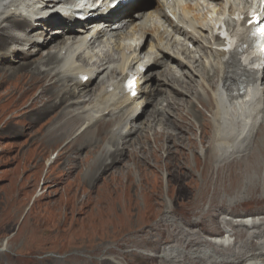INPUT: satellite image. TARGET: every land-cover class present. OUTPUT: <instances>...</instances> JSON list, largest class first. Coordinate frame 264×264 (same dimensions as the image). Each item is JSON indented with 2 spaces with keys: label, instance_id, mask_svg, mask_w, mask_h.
<instances>
[{
  "label": "bare ground",
  "instance_id": "bare-ground-1",
  "mask_svg": "<svg viewBox=\"0 0 264 264\" xmlns=\"http://www.w3.org/2000/svg\"><path fill=\"white\" fill-rule=\"evenodd\" d=\"M64 1L70 0H0V68L18 71L16 68L32 63L27 67L33 77L48 76L42 88L46 91L43 96L49 97L33 107V124L51 113L49 119L64 115L57 121L59 136L86 138L92 132L97 140L94 149L103 148L98 160L106 159L109 170L119 162L113 155L123 159L132 142L147 133L154 134L158 148L167 151L171 147L166 142L173 139L184 144L183 138L198 125L202 143L204 117L195 114V107L200 106L213 126L208 145L198 152L211 155L217 169L223 163L222 170L236 156L235 164L249 174L243 177L246 189L253 191L262 185L254 173L260 174L264 167L259 160L264 152V67L246 69L242 55L223 60L224 51L215 45L226 44L214 35L218 24H234L231 14L235 10L260 8L261 0H132L112 11L108 5L113 0L77 4L83 17L99 16L93 22L76 21L73 13L57 8ZM149 1L155 6L146 10ZM129 73L139 77V95L134 98L122 87ZM184 114L194 119L188 122ZM98 128H107V139L97 136ZM181 131L184 133L178 137ZM83 150L80 147L76 153ZM131 152L135 151L129 155ZM51 162L49 159L47 165ZM224 188L230 190L228 185ZM168 209L166 213H171ZM237 216L235 223L226 218L227 224L237 227L235 233L214 234L210 241L198 240L196 233L183 229L184 246L180 245L184 248L166 249L164 262L264 264V217ZM168 224L178 228L173 221ZM240 227L248 230L246 239L233 243L234 234L241 236ZM6 240L0 252L8 251ZM189 245L198 250L187 252ZM205 245L212 250H199Z\"/></svg>",
  "mask_w": 264,
  "mask_h": 264
},
{
  "label": "rangeland",
  "instance_id": "rangeland-1",
  "mask_svg": "<svg viewBox=\"0 0 264 264\" xmlns=\"http://www.w3.org/2000/svg\"><path fill=\"white\" fill-rule=\"evenodd\" d=\"M154 6L149 1L146 10ZM30 64L15 67L18 71L0 68V245L7 238L9 247L0 252V264H113L111 258L122 264H172L164 262V253L171 247L184 248L183 229L210 241L214 234L235 233L232 223L237 215L263 219L264 167L254 173L262 185L249 191L243 179L249 174L235 164L236 156L226 164L225 173L223 163L217 169L211 155L198 152L208 145L213 126L204 108L195 107L196 116L204 117L202 143L198 125L183 138L185 145L173 139L166 142L171 147L167 151L147 133V138L129 146L134 153H125L123 159L113 155L119 162L108 170L106 159L98 160L103 148L94 149L97 140L92 132L86 138L60 137L57 121L65 116L49 119L53 113L32 123L33 107L41 106L49 95L44 97L42 88L48 76L33 77ZM106 130L98 128L95 134L107 139ZM80 147L86 152L76 153ZM261 156L264 166V152ZM168 208L171 213H166ZM170 221L178 228L172 229ZM240 229L241 236L234 234L233 243L246 239L248 230ZM205 246L199 250H212Z\"/></svg>",
  "mask_w": 264,
  "mask_h": 264
}]
</instances>
